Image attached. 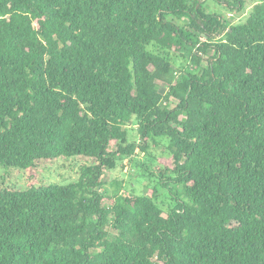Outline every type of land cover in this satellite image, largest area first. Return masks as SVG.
I'll return each instance as SVG.
<instances>
[{"label":"trees","instance_id":"16d2710c","mask_svg":"<svg viewBox=\"0 0 264 264\" xmlns=\"http://www.w3.org/2000/svg\"><path fill=\"white\" fill-rule=\"evenodd\" d=\"M245 9L0 0V166L90 161L71 184L0 189V264H264V0L229 23ZM159 140L150 196L98 192Z\"/></svg>","mask_w":264,"mask_h":264},{"label":"rangeland","instance_id":"374dc122","mask_svg":"<svg viewBox=\"0 0 264 264\" xmlns=\"http://www.w3.org/2000/svg\"><path fill=\"white\" fill-rule=\"evenodd\" d=\"M246 9L243 13L233 14L230 13L227 16L229 23L236 25L243 23L245 17L257 0H244ZM206 11L211 12L210 4L205 6ZM201 66H205L202 63ZM174 72L178 71L175 70ZM179 80L178 76H173V82L176 83ZM158 91L161 95L167 93L168 86L164 83H158ZM177 101L174 98L167 99V106L174 108L177 105ZM129 141H136L138 143L139 137L136 133V128L129 129ZM157 146L150 144L149 156H133L131 157L132 165H128L127 169L123 171L121 163L128 162V159H122L118 162V165L113 170L104 171L101 180L102 187L98 188L100 194L106 192L112 194L114 191V185L116 183L121 184L119 194L123 197L131 198L138 195L150 196L151 190L155 187L156 180L153 177L141 179V165H145L149 172L155 173L157 167H164V161L169 156L167 149L168 142L165 140H159ZM89 166L90 161L86 158H72V159H59L52 164L37 163L31 170L28 168H8L0 166V189H12V190H25L30 184L35 187L47 184L67 185L76 182L79 178L78 170L81 166ZM148 174H146L147 177ZM157 201L162 208H166L170 203L169 198L164 189L158 188Z\"/></svg>","mask_w":264,"mask_h":264},{"label":"built area","instance_id":"2783aa9c","mask_svg":"<svg viewBox=\"0 0 264 264\" xmlns=\"http://www.w3.org/2000/svg\"><path fill=\"white\" fill-rule=\"evenodd\" d=\"M175 76H178L177 74H175Z\"/></svg>","mask_w":264,"mask_h":264}]
</instances>
